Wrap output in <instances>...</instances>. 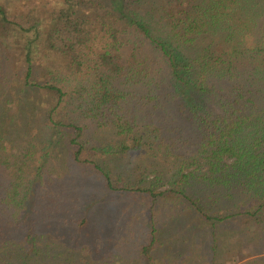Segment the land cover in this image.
Masks as SVG:
<instances>
[{
	"label": "trees",
	"instance_id": "trees-1",
	"mask_svg": "<svg viewBox=\"0 0 264 264\" xmlns=\"http://www.w3.org/2000/svg\"><path fill=\"white\" fill-rule=\"evenodd\" d=\"M60 1L42 29L0 6L1 36L36 34L21 46L20 92L48 98L0 108V264H127L112 250L124 245L134 264H253L264 0ZM34 55L51 58L45 81H32ZM144 150L167 165L150 186L106 161ZM97 201L115 207L107 223L87 207Z\"/></svg>",
	"mask_w": 264,
	"mask_h": 264
},
{
	"label": "rangeland",
	"instance_id": "rangeland-1",
	"mask_svg": "<svg viewBox=\"0 0 264 264\" xmlns=\"http://www.w3.org/2000/svg\"><path fill=\"white\" fill-rule=\"evenodd\" d=\"M0 6L4 8L6 15L9 19L13 20H19L24 24L25 26H29V17L30 15L36 16V18L41 19V25L40 29L45 28L47 23V18L50 16L53 9L57 7H61V1L60 0H0ZM28 21V22H27ZM1 30V28H0ZM36 34L33 30L27 33H18L17 30H12L9 32V34L1 36L0 35V54L7 55L2 60V65L4 66L5 73L8 74L7 80H5V76L3 74L2 66H0V108L4 106L5 101L9 100L11 102V99H21L24 102H30L31 104L34 103L35 106L41 104V107H43V101L48 100L47 97H44L40 93L30 92V91H24L20 92V84L22 83L21 78L18 77V66L19 69L23 70V58L21 57V46L26 42L27 39H35ZM39 43V42H37ZM33 65H34V72H33V79L32 81H45L47 78H49L48 72H51L52 70H48V66L50 65L51 58L45 57L41 55H34L33 58ZM43 72L46 73V75L43 74ZM3 78L5 81H3ZM32 97V99L30 98ZM31 105H27L26 108L30 110ZM38 107V106H37ZM43 110V109H41ZM34 112V110H33ZM63 152V151H62ZM64 155V152H63ZM63 157V156H62ZM122 159H117L116 156H109L106 161L111 164L110 166L113 167L114 171L122 172L123 169H117L115 167L116 164H122L124 165V171L127 173L125 175H128V173L131 175L132 178H134L137 175H143L145 176V184L147 186H150L153 183V180L155 179V173L154 170H158L161 173L165 172L167 174L166 164L160 157H154L151 153L144 150L142 152L137 153H131L127 155H122ZM60 159H58L59 161ZM119 160V161H116ZM57 165V164H56ZM166 175L165 177H167ZM164 181V180H163ZM159 185V183H158ZM161 186L158 187V189ZM101 200V199H100ZM102 201H97L93 205L91 203L87 204V207H91L93 210V215L95 219L98 221L103 216V222L107 223V221L110 219V217H104V214L110 213L111 210L115 209V207H109L106 208L105 203H101ZM134 206V203H132V200L128 204L129 208H132ZM82 209H85L82 207ZM113 212V211H112ZM115 214V213H114ZM100 222V221H99ZM98 222V223H99ZM62 233H55L52 238H56L61 240H65L66 242H69V238L61 237ZM122 240V238H120ZM133 247L137 248V242L132 244ZM130 245L126 246H113L112 250L113 253L116 254L118 257H125L129 258L127 260V264H134L135 261H132L129 255L126 253V249H130ZM65 248V247H64ZM93 258L95 263H99L101 260H104L105 258L100 257L104 251L99 249L98 251H93ZM105 255V254H104ZM253 261V264H264V253H259L257 255H253L252 257L248 258ZM250 260V261H251ZM250 264V263H248ZM252 264V263H251Z\"/></svg>",
	"mask_w": 264,
	"mask_h": 264
}]
</instances>
